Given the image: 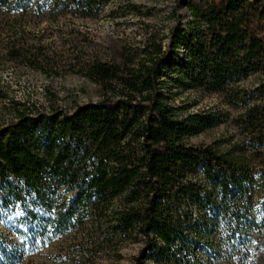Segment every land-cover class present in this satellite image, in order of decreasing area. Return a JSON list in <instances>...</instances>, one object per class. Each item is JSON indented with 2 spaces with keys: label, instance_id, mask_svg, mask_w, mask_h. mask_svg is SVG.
I'll return each instance as SVG.
<instances>
[{
  "label": "trees",
  "instance_id": "16d2710c",
  "mask_svg": "<svg viewBox=\"0 0 264 264\" xmlns=\"http://www.w3.org/2000/svg\"><path fill=\"white\" fill-rule=\"evenodd\" d=\"M33 1L0 0V22ZM174 1L190 20L165 50L148 43L131 60L86 65L99 101L71 112L13 101L10 120L0 118V192L6 205H35V246L89 227L107 245L142 244L134 264H264V101L236 90L264 77V0ZM6 32L0 57L36 60ZM185 92L241 106L244 141L193 145L218 120L175 105Z\"/></svg>",
  "mask_w": 264,
  "mask_h": 264
},
{
  "label": "rangeland",
  "instance_id": "374dc122",
  "mask_svg": "<svg viewBox=\"0 0 264 264\" xmlns=\"http://www.w3.org/2000/svg\"><path fill=\"white\" fill-rule=\"evenodd\" d=\"M94 1L87 9L84 0H34L24 17L0 22V43L7 40L6 31L15 30L24 48L36 55V60L0 57V118L10 120L13 101L44 112L52 105L71 112L75 104L99 101L100 87L85 77L90 61L131 60L154 42L165 50L172 30L186 28L190 20L185 4L174 0ZM183 53L182 49L176 54ZM263 82L264 77L251 73L236 90L252 102L262 97L264 101ZM175 105L186 108V114H208L218 120L192 137L193 145L226 150L244 141L236 124L241 106L230 105L223 96L185 92ZM1 193L0 264H134L141 252L140 243L107 245L89 227L35 246L26 227L35 224L27 215V208L35 205H6Z\"/></svg>",
  "mask_w": 264,
  "mask_h": 264
},
{
  "label": "snow or ice",
  "instance_id": "6c2138e0",
  "mask_svg": "<svg viewBox=\"0 0 264 264\" xmlns=\"http://www.w3.org/2000/svg\"><path fill=\"white\" fill-rule=\"evenodd\" d=\"M0 223H2V221H0Z\"/></svg>",
  "mask_w": 264,
  "mask_h": 264
}]
</instances>
